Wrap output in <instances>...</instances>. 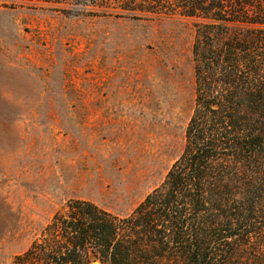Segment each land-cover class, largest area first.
Returning <instances> with one entry per match:
<instances>
[{
	"label": "rangeland",
	"instance_id": "1",
	"mask_svg": "<svg viewBox=\"0 0 264 264\" xmlns=\"http://www.w3.org/2000/svg\"><path fill=\"white\" fill-rule=\"evenodd\" d=\"M194 21L69 18L0 0V264L69 202L131 215L182 155Z\"/></svg>",
	"mask_w": 264,
	"mask_h": 264
},
{
	"label": "trees",
	"instance_id": "2",
	"mask_svg": "<svg viewBox=\"0 0 264 264\" xmlns=\"http://www.w3.org/2000/svg\"><path fill=\"white\" fill-rule=\"evenodd\" d=\"M69 18L194 21L185 148L126 217L83 200L16 264H264V0H19Z\"/></svg>",
	"mask_w": 264,
	"mask_h": 264
},
{
	"label": "water",
	"instance_id": "3",
	"mask_svg": "<svg viewBox=\"0 0 264 264\" xmlns=\"http://www.w3.org/2000/svg\"><path fill=\"white\" fill-rule=\"evenodd\" d=\"M91 260H92L93 264H100V262L97 260V258L95 256H92Z\"/></svg>",
	"mask_w": 264,
	"mask_h": 264
}]
</instances>
